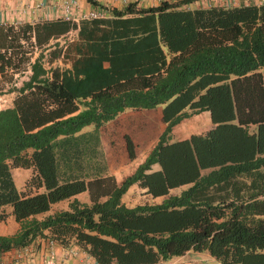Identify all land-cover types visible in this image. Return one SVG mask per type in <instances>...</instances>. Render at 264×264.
<instances>
[{
  "label": "trees",
  "instance_id": "1",
  "mask_svg": "<svg viewBox=\"0 0 264 264\" xmlns=\"http://www.w3.org/2000/svg\"><path fill=\"white\" fill-rule=\"evenodd\" d=\"M192 1L129 3L77 23L0 25V94H15L0 109V211L9 206L18 224L0 236V254L46 231L97 264H156L188 251L264 264V4L180 9ZM155 109L163 130L117 183L100 128L125 111ZM201 112L210 129L169 142L175 126ZM15 168L32 171L23 192ZM133 185L162 200L125 206ZM83 192L88 203L73 199L35 218Z\"/></svg>",
  "mask_w": 264,
  "mask_h": 264
},
{
  "label": "rangeland",
  "instance_id": "2",
  "mask_svg": "<svg viewBox=\"0 0 264 264\" xmlns=\"http://www.w3.org/2000/svg\"><path fill=\"white\" fill-rule=\"evenodd\" d=\"M74 33L72 32L67 38H72ZM64 39L59 40V44H62ZM37 52L33 54L36 57ZM29 72L18 74L14 76V86L19 87L21 82L26 80ZM9 87V86H7ZM15 97L14 93L0 94V109L11 106V101ZM190 126V133L183 131L185 126ZM163 125L159 117V109L147 110V111H125L119 114L112 122L103 125L100 130L102 131L103 147L107 158H105L106 166L114 167L117 171L116 175L120 174L121 178L129 175L144 159L149 149L155 143L156 138L161 133ZM92 127H86L84 131L90 130ZM211 128L209 114L207 112H201L196 116H192L187 120L182 121L179 125L175 126L171 132L169 142H177L184 140L190 134H199L207 131ZM99 130V131H100ZM127 136L134 146V159L129 160L125 151L124 137ZM121 169V170H119ZM11 177L15 186V189L20 192L25 190V181L31 176L32 171L30 169L15 168L10 171ZM126 174V175H125ZM119 178V177H118ZM119 180V179H118ZM184 189L176 188L171 193H177ZM136 185L131 186L127 192L122 196L121 202L127 207H133L143 204H154L152 198L141 194ZM37 192H42V189ZM34 194V192H33ZM76 199L81 203H88V195L86 192L80 193L69 200H64L51 205V212L54 210H66L70 201ZM161 201V198L156 200ZM49 210V211H50ZM42 217V216H41ZM18 229V224L14 221L11 215V208L9 206L3 207L0 211V236L13 235Z\"/></svg>",
  "mask_w": 264,
  "mask_h": 264
},
{
  "label": "crops",
  "instance_id": "3",
  "mask_svg": "<svg viewBox=\"0 0 264 264\" xmlns=\"http://www.w3.org/2000/svg\"><path fill=\"white\" fill-rule=\"evenodd\" d=\"M76 1L81 6V10L83 11H87L93 8L90 4L86 3L84 0H76ZM94 1L97 3L98 6H101L102 8H106L108 11L112 8L122 9L123 7H125V5L129 3L134 4L136 8H149V7H156L161 2L174 3L179 0H127L126 4H123L121 2L114 1V0H94ZM52 3H55V1L53 0H0V11H1L0 13L2 15V18L8 23L20 21L22 23L32 24V23H36V21L40 18V16L42 18L41 20L43 21L57 20L56 18L58 17L59 10L56 6H52L51 5ZM262 4H264V0H193L187 6L180 7V9H199V8H208V7H217V6L225 7V8H232V7H242V6H248V5L259 6ZM31 9H32L31 13L27 14L30 12ZM196 115H191L184 120H187L190 117L196 116ZM182 121L180 123H182ZM110 122L106 123L105 126L109 124ZM185 127L187 128H184L183 131H187L190 133L191 131L190 126L187 125ZM99 133H100L101 146L103 147L102 131L100 130ZM199 134H202V133H199ZM199 134H190L189 136L199 135ZM189 136L185 139H188ZM102 150H103L105 158H107L105 149L103 148ZM152 170H156V167L155 166L152 167ZM116 172L121 173V171H117L114 167H110L109 165H107V174L110 176H113L115 181L119 183L122 180V178L120 174L116 175ZM27 180L25 182H27ZM172 191H175V189L170 191V194L172 195H176L180 192V191H177V193H171ZM20 192H23V191H20ZM141 192H142L141 194H144L143 190ZM158 199L159 198L153 199L152 203L154 204L160 203L156 201ZM161 200H162V197H161ZM60 210L62 209L54 210L53 212H51L50 210L47 213L36 216L35 218L38 220H41L42 218L48 215H51L54 212L60 211ZM48 239H50L48 237V233L44 231L43 236L35 238L27 246L32 252L33 264L42 263L44 259L45 241ZM17 250L18 249H15V250L12 249L10 251L1 253L0 261L4 262L5 264L16 263L15 254ZM55 250L58 254H61V255L67 254L68 252H72L73 256L68 258V260L72 264H97L91 257H89L86 253H84L81 249H79L75 245H68L67 247H61L55 243ZM20 262L21 261H19V263ZM156 264H220V263L214 260L213 258H211L207 252L199 253V252L188 251L179 257H173L167 261H159Z\"/></svg>",
  "mask_w": 264,
  "mask_h": 264
},
{
  "label": "built area",
  "instance_id": "4",
  "mask_svg": "<svg viewBox=\"0 0 264 264\" xmlns=\"http://www.w3.org/2000/svg\"><path fill=\"white\" fill-rule=\"evenodd\" d=\"M55 3H52V6H56L59 10L57 20H62L64 22H70V23H77L80 20H96V19H102L105 18L107 15V9L102 7H93L90 10L83 11L81 10V6L77 3L76 0H53ZM121 2L123 4L127 3V0H114ZM40 6V5H39ZM32 9L30 10V14ZM1 12V11H0ZM46 12V11H45ZM40 18L36 21L41 22ZM24 24L20 21L8 23L2 18V15L0 13V25L1 26H16ZM34 24V23H32ZM34 54L36 53V50L34 49ZM73 256L72 252H68L67 254H58L55 250V242L52 239H48L45 241V247H44V259L41 264H72L68 258ZM16 263L14 264H33V257L32 252L30 249L26 246L23 248H19L16 251L15 254ZM19 261H21L19 263ZM0 264H5L4 262L0 261Z\"/></svg>",
  "mask_w": 264,
  "mask_h": 264
}]
</instances>
